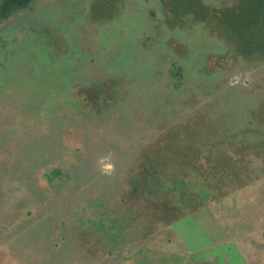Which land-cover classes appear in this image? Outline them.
Instances as JSON below:
<instances>
[{
    "label": "rangeland",
    "instance_id": "rangeland-1",
    "mask_svg": "<svg viewBox=\"0 0 264 264\" xmlns=\"http://www.w3.org/2000/svg\"><path fill=\"white\" fill-rule=\"evenodd\" d=\"M248 1L37 0L0 22V264H264ZM75 82L77 109L34 116ZM170 137L176 184L133 193Z\"/></svg>",
    "mask_w": 264,
    "mask_h": 264
},
{
    "label": "trees",
    "instance_id": "trees-1",
    "mask_svg": "<svg viewBox=\"0 0 264 264\" xmlns=\"http://www.w3.org/2000/svg\"><path fill=\"white\" fill-rule=\"evenodd\" d=\"M35 1H37V0H0V22L6 21L10 16H12L13 14H15L17 12L30 10L32 5L35 3ZM253 1H255V0H253ZM259 1L260 2H259L258 7L254 6V9L252 10L251 16L249 19L250 23L255 25L256 30L259 34L257 36L258 37L257 46H254V49H253V52H255V54H256L257 61H259V59H261L264 56V0H259ZM196 13L199 14L198 12H196ZM196 18L199 19L200 18L199 15ZM253 45H255V44H253ZM42 51H40V52L36 51V59L38 61H41V63L37 64V65H41L43 63L42 61H43L45 53H42ZM48 57H50L51 59H53V58L56 59V58H60L61 56L56 54L55 56L52 55V56H48ZM28 59L31 61V59L29 57H28ZM172 72H171V74H172ZM174 72L178 77L181 76V74H180L181 72H180L179 68H177ZM75 85L77 86L78 83L77 82H75L73 84L66 83L64 86H60V88H61L60 91L62 92V94L60 95L59 98H58V96L55 97L57 99L50 96L49 104H47L48 103L47 102L42 106L39 103L34 102L33 107H34V110H36V115H34V116L38 117V116H40V114L46 115L48 113V111L51 113L50 115L52 117L56 116L57 109H58L56 106L59 105V107H60V105H62V104L67 106L68 109H70V110L77 109L78 108L77 100H75V98L72 97V91H73V87ZM179 86H180L179 83L174 84L175 88H179ZM83 87L86 89L89 97L90 98L92 97V99H94V97L97 95L98 92H100V93L103 92V89H104V85H102V84H100L97 87H94L95 88L94 90H92V88H90L87 85V83L83 84ZM90 98H88L89 101L92 100ZM116 101L117 100H115L114 103H117ZM89 103H91V102H89ZM249 110H252V107ZM262 115L263 114L261 113V115L258 114L256 116L259 117ZM249 116L250 117L247 118L245 124L243 123V125L246 126L248 128V130H251L250 135H253V131H252L251 127L253 126V124H255V122H253V119H252V117H254V116L252 115L251 112H250ZM228 122L230 124L226 123L227 126L233 125L232 122H230V121H228ZM255 132H256L255 134H257L258 136L261 135V133H259L258 131H255ZM262 135H264V134H262ZM168 141H170V142L166 143L164 145V147H163L164 150H163V152H161L160 156L157 155L156 158L154 159V158H151V154L145 155L144 163L142 165L138 166V171H137L138 177L132 180V184H133L132 192L133 193H135L139 189H141V190H147L148 192H150V195L155 196V194L164 190L165 188H167V186H171L173 184H176L175 181H172V178L170 180L171 175L169 173H171V170H174L179 165V163H177V159H175V160L173 159L174 154L176 152L172 151L173 145H172L171 137L168 138ZM194 144H196V143H194ZM174 150H176V149H174ZM194 151H196V150H194ZM183 152L184 153H182V154L184 156H186L187 158H189V155L186 153V151L184 150ZM171 160H174L172 162V164L170 163ZM170 165H172V166L170 167ZM177 185H179V184H177ZM178 197H179V199H181L182 195H178ZM183 198H184V196H183ZM169 214H170V212H168L166 217L169 218V220H171L170 217H172L173 215L169 217ZM183 218H185V217H183ZM180 219H181V217H179V219H176V220H180ZM171 221L174 222L173 217H172Z\"/></svg>",
    "mask_w": 264,
    "mask_h": 264
}]
</instances>
